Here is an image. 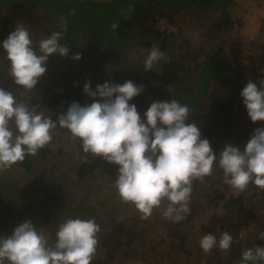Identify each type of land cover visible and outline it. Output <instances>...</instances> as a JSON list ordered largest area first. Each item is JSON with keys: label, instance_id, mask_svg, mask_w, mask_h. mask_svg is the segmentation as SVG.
I'll use <instances>...</instances> for the list:
<instances>
[{"label": "clouds", "instance_id": "1", "mask_svg": "<svg viewBox=\"0 0 264 264\" xmlns=\"http://www.w3.org/2000/svg\"><path fill=\"white\" fill-rule=\"evenodd\" d=\"M118 27L117 22L111 25L113 31ZM66 32V27L53 31L34 47L28 29L17 23L0 42L14 84L30 91L46 72L52 54L67 56L69 48L60 43ZM80 58L79 52L72 56ZM161 60L167 61L166 54L154 44L144 57L143 69L152 71ZM143 87L131 80L122 84L106 81L93 91L90 82H85L83 92L99 99L83 106L70 103L56 121L0 87V172L23 162L27 155H36L52 141V132L59 126L79 142L84 154L118 165L116 193L121 202L139 211L141 219L165 204L163 218L174 223L186 219L191 212L193 181L203 182L214 166L222 170L224 184L237 194L250 186L264 190V127L256 128L242 147L226 143L217 154L208 139L201 138L198 127L187 123L192 113L189 107L175 99L152 102L141 119L129 101ZM239 95L250 120L264 121V75L259 84L248 80ZM99 232L94 218H66L57 223L55 241L49 244L46 236L25 220L10 235L0 237V264H91ZM257 236L264 239V231ZM233 242L227 231L219 237L209 233L201 237L199 247L205 254L213 249L229 252ZM240 264H264V246L243 250Z\"/></svg>", "mask_w": 264, "mask_h": 264}, {"label": "trees", "instance_id": "2", "mask_svg": "<svg viewBox=\"0 0 264 264\" xmlns=\"http://www.w3.org/2000/svg\"><path fill=\"white\" fill-rule=\"evenodd\" d=\"M110 1L111 0H0V14L3 5L7 4L19 8L26 13H29L35 8H45L52 15L56 16L55 19L58 21L66 19L64 28H67V32L61 39L60 43L69 48V53L64 57L58 54H52L46 62V70L52 74L53 72L51 71V68L52 65H54L53 67L57 69V73L60 75L56 81L63 85L62 90L53 93L49 98V103L52 107H55L63 100L67 101L68 104L62 111H60L61 113L65 112L68 105L72 102H77L79 104L83 103L85 105L93 102L94 99H99V97L93 98L85 94L83 92V85L85 82H90L91 89L95 91L97 84H103L106 81L112 83V69L109 64L106 63L108 59L120 60L119 66L117 67L126 70V74L122 76V79L124 81L131 79L129 73H127L128 69L123 63L125 62L124 49L134 43L132 36L127 35L123 29L125 28L124 25L129 21H135L137 23L139 28L138 42L154 45L157 41H152L151 38L154 37V35H158V44L161 42L163 46L162 49L158 48L160 51L164 52L167 57L166 62L164 60L160 61L161 67L158 76V80L163 86L162 91L165 96L162 98L160 95L155 94L152 100L149 101L145 99L140 108L141 111H139L141 119L144 118V112L152 102L159 100L170 101L175 99L181 104L189 107L192 113L190 114L187 123H194L196 125L201 116L200 106L202 104H207L209 101H213L220 106H226L228 105V99L230 97L233 98V102H236V93H228V95L225 96V99L222 97L223 95L220 96L218 86L220 87L221 94L226 89L223 87L224 84L222 82V76H220L221 74H225V76L231 74L234 75L237 80L229 83L231 84V87L235 88L234 90H238L237 95H239L248 80L259 84L260 78L264 75V44L261 46L260 50H257V52H253L252 50H247L246 52H237L235 50L230 52L229 50L219 54L215 53L218 55L216 59L212 58L215 46L208 43L209 45L205 60L191 71L190 63L186 62L185 64L182 59L169 54L168 46H170V42L168 43L166 41V35H164L167 32H160L156 26L157 18L161 16L166 17L172 22L174 20V15L179 11V8L183 11L209 9L220 3L226 2L229 4V11L225 14L226 21H218L217 29L223 27L226 31L225 34L227 35L235 27L233 26L235 25V21L232 19V16L235 15V10H241V12L245 14L252 12L249 8L248 1L253 3L254 0H137L134 3V8L128 11V14L118 20H112L108 24V26L110 25L111 31H113L111 25L114 22H117L119 27L114 31V34L107 37L108 39L102 41V27L95 26V23L93 24V22H95L96 16L101 14V11L102 13L108 12L105 10ZM242 1H244L243 6H240ZM173 5L177 6L174 7ZM97 7H99V9ZM90 8H92L93 11L89 12ZM123 10L124 8L120 7L117 10V13L114 12V14L122 16ZM167 10H169V12ZM96 11L97 13L94 14ZM87 14L89 16H86ZM93 15L94 17L92 19L90 16ZM2 22L4 30L1 38H5L14 29V25L10 18L5 17V15H2ZM62 28H56L55 31H61ZM115 32L121 34L123 43L119 41V37ZM80 40H86L87 46L85 48H83ZM108 41L112 44L108 45ZM102 45L103 47L101 48ZM77 52L81 54V58L79 60L72 59V56ZM236 54H238L239 57H237L238 59L233 60ZM56 58L57 61H55ZM82 63L87 66L91 65L94 68V74L88 81L86 80L87 76L85 77L83 73H81L79 65ZM243 63L247 64L248 71L241 78L238 69ZM8 65L9 62L1 57L0 78L3 80V77H5V81L0 87L2 86V88L10 92L24 88L23 86L14 84L13 80L8 75ZM189 69L192 73V81L190 85H187L183 81L181 82V78L186 76ZM55 74L53 73V75ZM141 82L144 83L146 81L142 79ZM149 89L153 93L156 92V89L152 86H150ZM176 89L178 90L174 91ZM199 92L200 94L198 95ZM133 99L129 101L130 104L134 103ZM243 110L246 112L245 107ZM215 118L216 116H211L208 126L210 129L215 130L210 145L213 152L218 154L222 150L223 145L226 143L228 144L234 134L226 121L221 120L220 116L217 120ZM51 119L55 121V117H52ZM246 138L247 136L245 137V133H240L237 134L233 140L236 145L242 147L248 140ZM50 151L51 149L49 145H46L41 148L36 155H27L23 162H18L16 164L21 165L24 168L29 167L30 169L34 160L44 158L50 153ZM114 167L118 168V165L114 164ZM91 168H93V165L88 161H82L76 166V173L78 176L83 177ZM44 170L45 168L43 171ZM38 173L37 176L40 177L42 171L40 170ZM114 174L116 175L117 172ZM219 178L221 177L216 176V173L213 171L212 175L205 177L203 182L194 180L192 185L191 203L189 206L190 208L194 206L192 209L196 211L199 207L204 205L211 204L216 206L222 202L226 208V221H220L214 215H209L203 221V225H198L197 229H186L183 220L174 223L163 218L161 214L163 207L161 210H153V219L151 220L154 221L153 223H138L136 230L131 229L132 223H126L117 229L120 232V235L114 238L113 236H115L116 233L109 230L108 232L106 226L105 228L102 227L104 226V218L97 213L98 204H102L104 199H107L108 196H104V199L100 198L96 200L95 207L91 202L75 205L74 207L81 211V215H74L67 211L69 204H67L66 197L60 199V194L58 193H53L51 191L47 193L45 192L46 197L44 196L43 200L39 199L38 193L43 190L42 186L40 187L39 185H37L36 188L32 187L29 191L26 190L23 193H20L24 198L22 197L20 200V211L18 212L19 207L16 208L15 211L18 213L15 216H19V223L26 219H32L37 227L43 228V234L46 230H49L50 233L45 234L49 244H52L55 241V232L58 222L63 221L66 218L79 217L85 220L94 218L101 230L98 233L99 243L97 247L105 245L106 251L100 260L96 261L93 259L91 264H182L176 258L175 253L176 250L183 247L184 244L190 242L193 245H196L197 250L202 251L199 247V240L204 234L210 233L219 237L221 232L227 231L233 237L235 235L238 236L243 232L242 230L245 228V225L251 223V220L254 218V213L260 208H264V190H259L250 186L244 192L237 194L234 189L226 186L223 180H220ZM10 181L16 183V179H11ZM59 187L64 188L65 185ZM19 188L20 187H18V189ZM63 194H67V190H65ZM54 200H56V203ZM52 201L54 202L51 206L50 203ZM121 205L123 207V217L121 218H130L131 215L128 213L132 212V206L123 202ZM112 218L114 219V216ZM112 218H110L111 221ZM132 218L136 220V216L133 214ZM5 228V225H0V230H4ZM149 228H154L156 231L148 232ZM122 236L123 239L119 242L117 238ZM0 237L3 236L0 235ZM153 240H155V242H153ZM260 240V242L253 245L264 246V239ZM125 242L128 243L125 244ZM215 250L216 249H213L210 253L215 257H210V254H206L207 264H220L218 261L219 256L216 254ZM212 258H214L215 262L212 261Z\"/></svg>", "mask_w": 264, "mask_h": 264}, {"label": "rangeland", "instance_id": "3", "mask_svg": "<svg viewBox=\"0 0 264 264\" xmlns=\"http://www.w3.org/2000/svg\"><path fill=\"white\" fill-rule=\"evenodd\" d=\"M136 1L137 0H111L106 6L105 11L108 12L102 13L101 11V14L96 16L95 22H93V24L95 23V26L102 27V41L108 39L107 37L111 34H114V31L110 30V25L108 26V24L112 20H118L128 14V11L134 8V3ZM243 3L244 1L241 2L240 6H243ZM248 4L252 12L245 14L242 13L241 10H235V15L232 16V19L235 21V25L233 26L235 27L227 35L225 34L226 31L223 27H219L218 29L217 27L218 21H226L225 14L229 11L228 3L223 2L209 9L183 11L179 8V11L175 13L174 20L172 21V23L176 26V31L167 32L164 34L166 35V41L168 43L170 42V46H168L169 54L182 59L185 64L186 62L190 63L191 71H193L196 66L205 60L209 45L208 43H211L212 46H215L212 58L216 59L218 57L217 54L229 50L230 52L235 50L237 52H246L247 50L257 52V50H260L261 46L264 44V0H254L253 3L248 1ZM173 6L175 7L177 5ZM120 7L124 8L123 15H115L114 12L117 13V10ZM97 8L99 9V7ZM91 11H93L92 8H90L89 12ZM97 11L94 14H96ZM167 11L169 12V10ZM2 15L9 17L14 27L17 23H22L23 26L29 31L34 47H36L41 37L49 36L53 31L56 30V28H64L66 23V19L58 21L55 19L56 16L52 15L45 8H35L29 13H26L19 8L5 4L1 9L0 23H3ZM86 16L89 15L87 14ZM90 17L93 19L94 15ZM124 26L125 28L123 29L127 35L132 36L134 43L130 44L124 49L125 62L123 63L128 69L127 73H129V76L131 77L130 80L136 85L144 86L143 91L137 95L135 99H133V104H135L139 112L141 111L140 108L142 107L143 101L145 99L150 101L153 99L155 94L160 95L162 98L165 96L162 91L163 86L158 80L161 62L158 61L154 65L152 71L144 70V57L147 55L148 51L153 45H148L137 41L139 39V28L135 21H129ZM115 34L119 37V41L123 43L121 34L117 32H115ZM6 38L7 37H2V39L0 38L1 42ZM151 40L157 41L155 45L157 44L160 49L163 48L161 42L158 44V35H154ZM80 43L83 45V48L87 46L86 40H80ZM109 44H111V42H109L108 45ZM102 47L103 45L101 48ZM141 49L144 50L143 53L141 52ZM1 57L3 59L5 58L2 48H0V58ZM237 57H239L238 54H236L233 60L238 59ZM55 61H57V58ZM119 61L120 60L118 59L115 61L108 59L106 61V63H108L112 69V83L116 84H122L124 82L122 76L126 74V70L119 69V67H117L119 66ZM53 66L54 65H52L51 71L54 74L56 73L55 75H53V73H49L48 70H46V72L39 78L34 88H32L30 91L22 88L11 93L18 102L22 101L29 104L30 106H37L38 111H42L46 117H55L54 120L56 121L58 115L61 114L60 111H62L68 103L66 102L64 105L58 103L55 107H52L49 103V98L52 95L48 94V91L52 90V86L58 83L56 79L60 76L57 73V69H55ZM79 67L81 73H83L85 77L87 76L86 80H90V77H92L94 74L93 66H87L82 63L79 65ZM247 68V64L243 63L238 69V73L240 74L241 78L247 73ZM191 71L190 69L188 70L186 76L181 78V82L183 81L187 85L191 84ZM220 76H222L221 78L223 79V87L226 88L221 94L220 87L218 86L220 96L223 95L222 97L225 99V96L228 95V93H236V102H233V98L230 97L228 99V105L226 106H220L213 101H209L207 104H202L200 106L201 116L199 117L196 126L201 133V138H206L209 142H212L215 130L210 129L208 123L211 119V116H216V120L220 116L221 120H224L228 123L232 133L234 134L232 139H229L230 141L228 144L235 146L236 144L233 139H235L237 134L245 133V137L247 136L246 139H249L256 128L264 127V121L252 122L248 117L247 112L243 110L245 107L242 103L243 98L237 95L238 90H234L235 88L231 87V84L229 83L231 81L233 82L234 80H237L234 75L231 74L225 76V74H221ZM142 79H144L146 82L142 83ZM4 81L5 77H3V80L0 78V85H2ZM150 86L156 89L155 93L151 92L149 89ZM177 90L178 89L174 91ZM199 94L200 92L198 95ZM80 105L83 106L84 104L80 103ZM52 136L53 139L48 144L51 149L50 153L40 160H34L30 169L29 167L24 168L21 165L14 164L10 169L0 172V225L3 224V226H6L4 230H0L1 236L6 237L10 235L14 227L19 224V216L15 215L20 211V200L23 197L20 193H23L26 190L29 191V189L32 187L36 188L37 185L40 187L42 186L44 190L38 193L39 199H44V196L46 195L45 192L47 193L51 191L53 193H58L60 194V199H62V197H66L67 204H69L67 211L68 213L70 212L74 215H81V211L75 208V205L91 202L95 207L96 200L100 198L104 199V196H108L107 199H104L102 204H98L97 213L104 218V226L102 227L105 228L106 226L107 231L109 230L113 233H116V235L113 236L114 238L120 235V232L117 229L126 223H132L131 229L136 230L138 223L154 222L151 221L153 219V215L147 219H141V214L139 211L135 210L133 207L131 208L130 205L129 207L131 208L132 212L128 214L131 215V217H125L124 219L121 218L123 217V207L114 187V180L116 176L114 173L117 172V168L114 167V164L111 165V163L106 162L99 156H93L90 153L84 154L80 150L79 142H75L70 139L69 132L66 129L57 126V128L53 130ZM82 161H88L91 165H93V168H91L83 177H80L76 173V166ZM44 168L45 170L43 171ZM40 170L42 173L39 177L37 175L39 174L38 172ZM213 171L216 173V176L221 177L219 178L220 180H223V172L218 166H214ZM11 179H16V183L11 182ZM61 185H65V187H59ZM18 187L20 188L18 189ZM65 190H67V194H63ZM54 201L56 203V200ZM54 201L50 203L51 206ZM163 207H166V204L162 205L160 210ZM192 207L190 208L191 212L189 216L183 220L186 229H197L198 225H203V221L209 215H214L220 221H226V208L222 202L216 206L211 204L204 205L199 207L196 211H194ZM16 208H18V212L15 211ZM19 214L22 215L21 213ZM132 214L136 216V220L132 218ZM110 216H114V219ZM110 218H112V221ZM26 220H30L33 225H35L32 219ZM259 223H264V208H260L254 213V218L248 225L252 226L251 229H255L256 227L262 229L260 225L263 224ZM262 227H264V225ZM37 230L43 232V228L41 227H37ZM155 231L156 230H154V228L148 229V232ZM46 233H50V231L46 230L44 235ZM117 239L120 242L121 239H123V236ZM240 239H238L240 240V243H236L238 245L236 253L230 254L228 258L224 257L225 260L220 254H217L219 250H215L216 254L220 257V259H222L221 263L224 264V261L227 259H230V261H233L234 263H240L241 252L248 247L243 245L242 237ZM153 242H155V240H153ZM127 243L128 242H125V244ZM105 251V245L98 246L96 257L94 259L96 261L100 260L104 256ZM221 253L224 256L227 254L223 251H221ZM175 255L182 264H207V255L202 251L197 250L196 245H193L190 242L177 249ZM209 256L215 257L212 254ZM212 261L215 262L214 258H212Z\"/></svg>", "mask_w": 264, "mask_h": 264}, {"label": "crops", "instance_id": "4", "mask_svg": "<svg viewBox=\"0 0 264 264\" xmlns=\"http://www.w3.org/2000/svg\"><path fill=\"white\" fill-rule=\"evenodd\" d=\"M109 42L110 41H108V43ZM111 60L112 61H115L113 59H111ZM259 224H263L264 225V223H259ZM263 225H260V227L262 229H259L258 227H256L255 229H251L252 228L251 225L245 226V228H243V230H242L243 232L240 235H238V236L235 235L233 237L234 242H233V245H232L230 251L229 252H226L227 254L225 256L222 255V253H221L220 250H219V252L217 254L218 255L220 254L222 256V258L224 259V257H227L228 258L230 254L236 253V251L238 249V245L236 243H238V242L240 243V240H241L240 238L241 237H242V243H243V245L248 246L247 248L253 247V244L258 243V242L261 241L260 238H258L257 234L259 232H262L264 230V227H262ZM238 239H240V240H238ZM218 261H219L220 264H223V263H221L222 262V259H220V257H219V260ZM224 264H240V263H237V262L234 263L233 261H230V259H227L226 261H224Z\"/></svg>", "mask_w": 264, "mask_h": 264}, {"label": "built area", "instance_id": "5", "mask_svg": "<svg viewBox=\"0 0 264 264\" xmlns=\"http://www.w3.org/2000/svg\"><path fill=\"white\" fill-rule=\"evenodd\" d=\"M156 26L160 32H175L176 31V26L171 21H169L167 18L162 17V16L157 18ZM2 32H3V23H0V38L2 36ZM1 39H0V42H1ZM8 70H9V65H8ZM52 88H53L52 90L48 91V94L52 95L53 93L62 90L63 85L62 83H57L54 86H52ZM66 102H67L66 100H63L59 103L61 105H64Z\"/></svg>", "mask_w": 264, "mask_h": 264}]
</instances>
